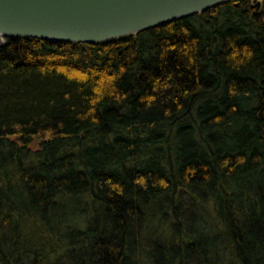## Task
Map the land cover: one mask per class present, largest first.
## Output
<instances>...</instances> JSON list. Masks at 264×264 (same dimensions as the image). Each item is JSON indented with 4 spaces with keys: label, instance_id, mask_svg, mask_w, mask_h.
<instances>
[{
    "label": "trees",
    "instance_id": "1",
    "mask_svg": "<svg viewBox=\"0 0 264 264\" xmlns=\"http://www.w3.org/2000/svg\"><path fill=\"white\" fill-rule=\"evenodd\" d=\"M0 264H264V0L0 39Z\"/></svg>",
    "mask_w": 264,
    "mask_h": 264
},
{
    "label": "water",
    "instance_id": "2",
    "mask_svg": "<svg viewBox=\"0 0 264 264\" xmlns=\"http://www.w3.org/2000/svg\"><path fill=\"white\" fill-rule=\"evenodd\" d=\"M227 1L230 0H0V39L111 41Z\"/></svg>",
    "mask_w": 264,
    "mask_h": 264
}]
</instances>
